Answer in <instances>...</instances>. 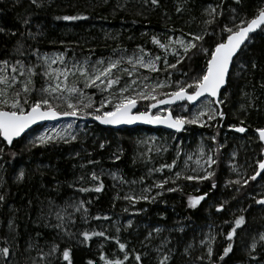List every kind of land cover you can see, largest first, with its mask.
I'll use <instances>...</instances> for the list:
<instances>
[{
    "label": "snow or ice",
    "instance_id": "snow-or-ice-1",
    "mask_svg": "<svg viewBox=\"0 0 264 264\" xmlns=\"http://www.w3.org/2000/svg\"><path fill=\"white\" fill-rule=\"evenodd\" d=\"M16 2L19 3L20 0ZM160 2L161 0H143L144 4L151 5L153 8L160 7ZM223 3L224 0H219V3H209L203 9L202 15L205 19L201 21L203 27L198 32L186 33L181 29L179 37L166 35L163 39L153 35L151 43L163 50L161 54L146 50L142 45H137L131 53L127 48L117 45L112 49L111 55L96 59H93L91 55L81 59L74 52L69 56L68 53L71 51L69 48L52 54L42 53L39 48L27 45L26 41H36L37 37L43 33H33L25 27L11 51L6 53L4 58H0V138L11 147L16 138H20L39 122L56 121L61 118H70V120L59 128L46 129L36 135L28 141L25 149L30 151L32 147L75 142L79 139V133L74 129V125L78 120L89 118L105 126L119 127L142 123L163 125L175 132L186 131L188 126L219 128L222 126L220 122L225 117L220 105L227 101V88L232 78L230 69L238 65L241 71L246 70L247 64L241 61L239 56L243 50L242 46L250 40V34L257 30L264 32V0H257V7L251 18L239 16L235 8L231 9L232 16L228 23L220 27V39L214 41V47L212 45L205 47L206 37L217 35L213 26L217 25L218 18L224 14ZM235 3L240 4L241 0H235ZM30 5L41 8L44 6V0H30ZM118 7L122 6L118 5ZM184 10L182 4H177L176 13H182ZM87 18L83 15L55 17L56 20L63 21ZM22 24L28 26L29 19L24 18ZM174 31L169 29V32ZM0 33L10 37L17 36V32H5L3 27H0ZM63 43L61 41V44ZM90 52H94V49ZM197 55L206 58L203 66L199 70H193L189 66L185 71V62L193 60ZM27 56L35 57V60H28ZM251 67L256 69L255 61L252 62ZM176 74H179V78H175ZM162 75L163 79L160 78ZM236 75L239 76L240 72ZM37 78L42 81L39 87L36 83ZM259 86L264 88V80L259 82ZM89 89L94 91L89 92ZM97 95L99 99H96ZM244 97L247 98V104H241L240 110L247 112L249 108L255 107V99L258 97H254V93L250 94L242 90V98ZM142 102H147L143 110L140 107ZM178 103L183 114L173 112L172 106ZM153 109L156 111L153 112ZM244 123L243 120L240 121V125ZM229 128L241 134L248 130L245 126L237 125H229ZM80 130L83 131V127ZM254 133L262 147L259 157L254 161L255 167L253 168L252 164L248 165V168H253V174L245 176L244 172L247 169L241 172L239 169L243 166L231 164L230 170L236 174L237 178L228 179L225 186H235L236 192H240L245 186H250V181L259 183L258 178L264 180V127L254 129ZM218 136L219 131L207 138L211 141V145H205L202 140L195 153H184L177 146L171 162H161L158 165L154 162L153 153L162 155L168 151V148L157 145L154 138L138 141V146L143 145L144 150L134 157L133 163H136L138 158L145 164L147 170L144 175L132 180H126L116 172H109L108 175L114 181H118L119 185H129V191L122 197L118 195L115 199H123L134 208L140 201L154 203L164 192L184 194L185 188H191L192 192L187 194V204L189 208L196 209L210 196L211 191L217 188L216 169L219 164L220 149L224 147L223 144L218 143ZM104 147L105 143L99 144L100 149ZM10 154L12 157L16 156L15 152ZM122 154L123 149L118 148L117 152L112 154L113 162L119 160ZM4 155L5 147L0 146V161L3 160ZM86 155L88 157L86 162L79 165L82 170L100 163L91 158L90 152ZM75 156L79 157L80 152L75 153ZM235 157L236 153L233 152L232 159L234 160ZM2 167L3 165L0 164V168ZM165 170H167L166 174ZM104 174L103 169L98 173L93 167L91 172H82L69 184V187L75 188L80 193H99L104 187L101 178ZM156 174L161 175L159 178H153ZM24 175V171L21 170L16 179L23 180ZM148 179H151V183H146ZM205 182L210 185V188L202 192L201 185ZM138 184L142 187L137 192L132 186ZM0 187H3L2 181H0ZM154 190H156L155 194H153ZM193 192L197 194H192ZM252 199L257 205H264V194L259 199L252 196ZM5 200L6 194L0 193V205ZM90 203V200H72L65 201L61 206L49 201L47 216L55 219L56 223L51 227L56 230L57 236L61 239L64 236L72 239L77 235L70 231V226L76 222L77 214H80L83 223H88L90 219L111 220L109 216L90 217L89 210L85 206ZM226 203L227 201L218 204L216 211H224ZM124 211L128 212L129 208H125ZM241 211L244 210L241 209ZM224 223L229 224L230 230L225 236L228 243L219 256L220 261L233 251L234 237L237 236V230L246 223V220L244 215H240L235 217L234 221L226 220ZM45 226L49 225L46 223ZM131 226L132 220H128L127 227ZM16 227L14 219H9L7 223L9 235L0 237V244L3 245L0 246L2 264H10V257L15 255L12 251L13 245L17 251L19 250V244L16 242L18 235ZM115 231L117 235H109L107 230H85L79 233V236L83 237L79 243L87 245L93 237H102L104 241H114L117 248V251L111 255L101 253L99 259L103 261V264H130V258L136 264H143L142 257H147L149 252L130 249L128 245L131 242H121L119 238L120 226L117 225ZM163 231L164 229L160 227L149 230L140 244L142 248L150 249L155 253L154 264H173L176 252L173 247H169L171 244L169 237H164L156 245L152 244V241ZM178 231L183 232L184 229L181 227ZM36 235L39 237L42 234L38 232ZM214 240L215 237L211 235L207 240L201 239L200 245L206 249V252L194 258L191 253L194 245L188 244L182 253L188 257L187 264H216L212 259ZM45 246L32 242L30 238L25 251L36 252L31 259V264H55L56 261L60 264L64 262L73 264L71 246L61 251L60 243L56 242L55 238L51 242H46ZM258 246L262 250L261 255H264V232H260L258 237L254 236L248 245L249 264H261L260 255L256 254ZM100 247L103 248V244ZM86 264H96V262L89 259Z\"/></svg>",
    "mask_w": 264,
    "mask_h": 264
},
{
    "label": "trees",
    "instance_id": "trees-1",
    "mask_svg": "<svg viewBox=\"0 0 264 264\" xmlns=\"http://www.w3.org/2000/svg\"><path fill=\"white\" fill-rule=\"evenodd\" d=\"M209 3H219V0H186V2L161 0L158 8L144 4L143 0H44V6L41 8L30 5V0H20L19 3L16 0H0V27H3L5 32H17L16 37L0 33V58H4L5 54L11 51L25 27L33 33H43L36 41H26L27 45L39 48L42 53L52 54L69 48L71 49L69 56L74 52L81 59L89 55L96 59L108 57L117 45L127 48L129 53L135 50L137 45H142L146 50L161 54L163 50L151 43V37L153 35L161 39L166 35L179 37L181 29L186 33L198 32L203 27L201 21L205 19L202 15L203 9ZM177 4L183 5L185 10L182 13H176ZM256 7L257 0H241L240 4H236L235 0H224V14L218 18L217 25L213 26L217 35L206 37L207 43L204 46L214 47V41L220 39V27L228 23L232 16L231 9L235 8L239 16L251 18ZM63 15H83L88 18L78 21L55 19ZM24 18L29 19L28 26L22 24ZM169 29L175 31L169 32ZM61 41L64 43L61 44ZM93 49L94 52H90ZM239 56L240 60L247 64V68L241 71L238 65L233 66L232 78L227 88V101L220 105L225 113L224 119L220 122L222 126L219 128L188 126L187 131L177 135L191 139L192 146L196 148L199 135L205 137L207 145H211V141L207 138L219 131L217 141L224 145L220 149L219 164L216 169L217 188L212 190L210 196L196 209L189 208L187 204V194L192 192L191 188H185L184 194L164 192L154 203L140 201L135 212H125L128 203L115 197L118 195L122 197L126 187L119 186L108 176L101 177L104 187L99 193H80L75 188L69 187L76 177L84 171L91 172L93 167L95 170L100 169L101 166L114 170L126 180L139 178L145 174L147 168L138 158L136 163H133L134 157L138 155L136 147L138 133L142 130L159 135L163 133L173 135V133L148 128L104 129L94 123L77 121L84 123V130L79 139L72 143H53L32 147L30 151L26 150L25 145L30 137L41 127L36 128L23 139L15 141L11 147L0 138V146L5 147V155L0 161L3 165L0 168V181L3 182L0 193L6 194L5 202L0 205V237L9 235L7 223L9 219H14L18 233L16 242L19 244L18 251L13 245L12 251L15 255L10 257V264H31L36 252L25 251L30 238L40 246H45L46 242H51L55 238L56 242L60 243L61 251L71 246L73 264H86L89 259L94 260L96 264H103L99 259L101 253L105 255L115 253L117 251L115 242L104 241L102 237H93L85 245L79 243L83 239L79 233L85 230H107L109 235H114L112 232L115 228L112 226L114 220H122L125 225L118 234L121 242L130 241L128 245L130 249L149 252L147 257H142L143 264H154L155 253L150 249L142 248L140 241L149 230L156 227L164 231L152 241V244L156 245L164 237H169L171 239L169 247H173L176 252L173 264H187L188 257L182 253L190 243L194 245L191 250L193 258L206 252V249L200 245V240L206 239L208 235L215 237L212 259L216 264H249L248 245L254 236L258 237L260 232H264V205H257L252 199V196L259 199L264 194V180L258 178L259 183L250 181V186L243 187L240 192L235 191V186L226 187L225 184L228 179L237 178L230 170L233 163L243 166L239 169L241 172L247 169L244 172L245 176L252 175L254 161L261 152L262 145L254 129L264 127V88L259 86V82L264 80V32L255 35ZM26 58L35 60L32 56ZM169 59L171 60V55ZM205 59L202 55L195 56L193 60L185 62L184 70L187 71L189 66L193 70H199ZM253 61L257 64L256 69L251 67ZM237 72H240L239 76L236 75ZM160 78L163 79V75ZM175 78H179V74H176ZM36 83L39 87L42 81L37 78ZM242 90L250 94L254 93V97H258L255 99V107L249 108L247 112L240 110L241 104H247V98H242ZM96 99H99V95ZM146 103L142 102L141 110ZM172 108L174 114H181L180 106ZM241 120L245 122L244 125H240ZM229 125L245 126L248 130L243 134L237 133L230 130ZM100 143H105L104 149L99 148ZM118 148L123 149V154L119 160L113 162L112 154L117 152ZM233 151H236L237 156L234 160L229 159ZM11 152H15L16 156L12 157ZM77 152H80L79 157L75 156ZM87 152L92 154L91 158L100 163L82 170L79 165L88 159ZM173 157V154H166L162 158H155L154 162L156 165L161 162L170 163ZM249 164H252L253 168H248ZM21 170L25 175L23 180L18 181L16 178ZM160 175L156 174L155 178H159ZM209 188L207 182L201 185L202 192L208 191ZM71 197L90 200L91 203L86 204V207L89 208L91 217L109 216L111 220L91 219L89 224H85L77 218L75 224L70 226L77 235L72 239L67 236L61 239L51 227L56 223L55 219L47 216L49 201L63 206ZM225 201H227L225 210L217 212L216 206ZM141 209L144 211H140ZM240 215L245 216L246 223L237 230V236L233 240V251L220 261L219 256L228 243L225 236L230 230L229 224L224 222L234 221L235 217ZM128 220H132L130 228L127 227ZM46 223L49 226L46 227ZM181 227L184 229L183 232L178 231ZM38 232L42 234L39 237L36 235ZM9 240L11 242V237ZM101 244L103 248L100 247ZM45 250H47L46 246ZM261 251L258 246L256 254L260 255L261 264H264V255H261ZM55 264L60 262L56 261ZM130 264L136 262L130 258Z\"/></svg>",
    "mask_w": 264,
    "mask_h": 264
},
{
    "label": "rangeland",
    "instance_id": "rangeland-1",
    "mask_svg": "<svg viewBox=\"0 0 264 264\" xmlns=\"http://www.w3.org/2000/svg\"><path fill=\"white\" fill-rule=\"evenodd\" d=\"M181 111V114H183L182 113V109L180 110ZM180 111H179V113H180ZM66 122H68V121H64V122H58V123H56V124H47L46 126H43V127H41L39 130H37L34 134H32V136L30 137V139H32L33 137H35L36 135H38V134H40L41 132H43V131H45L46 129H51V128H53V127H57V128H59L61 125H63V124H65ZM83 122V121H82ZM83 124L84 123H78V122H76V124L74 125V129L79 133V137L81 136V134H82V132L83 131H81L80 130V128L81 127H83ZM83 130H84V127H83ZM187 131V130H186ZM184 133V132H183ZM179 136V135H178ZM177 136V134H173V135H169V134H167V133H163V134H161V135H159V134H156V133H152V132H147V131H145V130H142V131H140L139 133H138V135L136 136V140H137V143H136V147H137V152L139 153L140 151H143L144 150V147H143V145H140V146H138V141H141V140H149L150 138H154V140H155V143L157 144V145H163V146H165V147H167L168 148V151L167 152H165V153H163L162 155H157V154H155V153H153V155H154V157L155 158H162L163 156H165L166 154H173L174 156H175V152H176V147L177 146H179L180 148H181V150H182V152H184V153H195L197 150H198V146L200 145V143H201V141L203 140V143L205 144V145H207L206 143H205V137H203L202 135H199L198 136V144L196 145V148H194L193 146H192V141H191V139H189L188 137L187 138H181V137H178ZM29 139V140H30ZM210 145V144H209ZM233 152H235L236 153V151H233ZM232 152V153H233ZM232 158V154H230V158L229 159H231ZM235 158H237V156L235 157ZM180 163H181V165H182V163H183V156L181 157V161H180ZM193 164H194V161L192 162ZM234 164H236V163H234ZM146 167V166H145ZM101 169H103L104 170V175L103 176H108L109 178H111L109 175H108V173L109 172H116V171H114V170H111V169H108V168H103L102 166L100 167V169H97L96 171L99 173L100 172V170ZM119 176H121L120 175V173L119 172H116ZM155 178V177H154ZM112 179V178H111ZM113 180V179H112ZM117 183H118V181H116ZM146 183H151V179H148L147 181H146ZM119 184V183H118ZM119 186H124V187H126V189H125V193H127L128 191H129V185H127V184H125V185H119ZM133 188H135V190L138 192L139 190H140V188L142 187V185H134V186H132ZM155 191L156 190H154L153 191V194H155ZM72 200H81L80 198H77V199H75L74 197H71L68 201L69 202H71ZM127 202V201H126ZM128 203V202H127ZM86 206V205H85ZM127 208H129V211L130 212H135L136 211V209L138 208V203H136L135 204V207L133 208V207H131L130 205H129V203H128V205H127ZM88 210H89V208H88ZM89 215H90V217H91V214H90V210H89ZM131 215H132V213H131ZM77 218H79L80 219V214H77L76 215V217H75V220H77ZM80 221H81V219H80ZM56 222V221H55ZM91 222V219L89 220V222L88 223H85V224H89ZM122 224V225H121ZM120 226V228H122V227H124L125 225L122 223V220H114V221H112V226ZM70 231L71 232H73L71 229H70ZM109 232V231H108ZM112 232H113V234L114 235H117V233H116V231H115V228L112 230ZM209 236V235H208ZM208 236L206 237V239L205 240H207V238H208ZM78 242V241H77Z\"/></svg>",
    "mask_w": 264,
    "mask_h": 264
},
{
    "label": "water",
    "instance_id": "water-1",
    "mask_svg": "<svg viewBox=\"0 0 264 264\" xmlns=\"http://www.w3.org/2000/svg\"><path fill=\"white\" fill-rule=\"evenodd\" d=\"M261 31L257 30L255 33H252L250 34V40L255 36L257 35L258 33H260ZM249 41H246L245 42V45L242 46V49H244L247 44L250 42ZM241 53V52H240ZM239 53V55H240ZM232 69H233V66L232 68L230 69V71L232 72ZM223 91V90H222ZM176 106H179V103L176 104V105H173L172 107H176ZM160 107H166V106H160ZM156 110L153 109V112H155ZM70 118H61L60 120H56V121H43V122H39L38 124L34 125L31 129L27 130V132L25 134H22V136L20 138H16L14 140L15 141H19L21 139H23L27 134H29L30 132H32L33 130H35L36 128H39V127H42V126H45L47 124H56L58 122H64V121H69ZM78 121H83V122H87V123H94V124H97L99 125L100 127L104 128V129H113V130H122V129H137V128H148V129H153V130H160V131H163V132H169V133H173V134H177V135H180L182 134L183 132L185 131H182V132H175V130L173 129H168L167 127L163 126V125H147V124H142V123H137V124H134V125H122V126H119V127H113V126H105V125H100L98 122L96 121H93L91 120L90 118L89 119H86V120H78ZM2 139V138H1ZM6 143V142H5Z\"/></svg>",
    "mask_w": 264,
    "mask_h": 264
},
{
    "label": "bare ground",
    "instance_id": "bare-ground-1",
    "mask_svg": "<svg viewBox=\"0 0 264 264\" xmlns=\"http://www.w3.org/2000/svg\"><path fill=\"white\" fill-rule=\"evenodd\" d=\"M2 140V139H1Z\"/></svg>",
    "mask_w": 264,
    "mask_h": 264
}]
</instances>
